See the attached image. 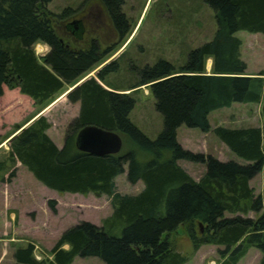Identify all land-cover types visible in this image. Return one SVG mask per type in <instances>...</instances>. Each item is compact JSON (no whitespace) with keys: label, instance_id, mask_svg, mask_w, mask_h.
<instances>
[{"label":"trees","instance_id":"16d2710c","mask_svg":"<svg viewBox=\"0 0 264 264\" xmlns=\"http://www.w3.org/2000/svg\"><path fill=\"white\" fill-rule=\"evenodd\" d=\"M52 1L0 0V97L5 86L18 85L22 94L44 106L69 90L64 95L79 103L80 110L67 126L62 147L49 135L51 123L45 115L19 127L10 139V158L53 190L106 193L113 210L102 223L82 219L66 227L50 249L51 260L70 264L76 256H98L107 264H183L188 255L177 248L171 234L184 225L195 251L205 243L220 246L224 258L218 264H236L250 246L262 251L258 264H264V190L257 192L251 185L264 170V70L246 75L243 42L236 35L241 30L264 34V0H204L217 21L212 39L192 49L179 68L162 58L138 69V81L127 88L107 81L120 68L116 60L97 77L77 84L110 48L102 51L96 41L89 48L67 44L47 11ZM104 2L124 39L131 30L125 1ZM39 42L50 47L41 56L35 49ZM209 57L214 61L211 73L205 66ZM146 84L164 119L155 139L130 118L136 99L126 90ZM236 102L260 103L263 126L220 125L214 133L244 163L187 149L178 140L181 125L209 132L210 113ZM88 125L119 133L124 141L121 152L100 156L81 151L77 136ZM140 152L151 156L143 160ZM179 160L205 164L206 172L196 180ZM4 167L0 162V171ZM126 170L128 181L144 182L143 190H118L116 178ZM8 173V180L15 177V167ZM57 203L49 199L54 211ZM36 246L33 241L17 245L13 264H44Z\"/></svg>","mask_w":264,"mask_h":264},{"label":"rangeland","instance_id":"374dc122","mask_svg":"<svg viewBox=\"0 0 264 264\" xmlns=\"http://www.w3.org/2000/svg\"><path fill=\"white\" fill-rule=\"evenodd\" d=\"M46 7L52 13L55 29L70 46L89 48L96 39L102 51L111 48L99 65L77 84L89 77H97L98 71L114 60L118 61L120 68L109 74L107 81L116 88L135 84L139 79L138 69L162 58L179 68L186 63L189 52L211 40L217 29L215 12L204 0H125L123 10L130 20L131 30L123 40L119 39L103 0H54ZM75 19L83 20L85 38H78L68 29V23ZM236 35L242 39V58L249 63L250 70L263 68L264 34L241 30ZM38 44L43 46L42 51L37 49ZM44 48L43 42L36 44L39 56L46 53ZM68 91L61 92L44 106L22 94L18 85L5 86L4 95L0 97V162L5 164L0 171V264H13L15 247L29 241L36 243L37 257L46 259L44 264H55L49 258L50 249L66 227L82 219L102 223L113 210L111 198L106 193L53 190L36 179L21 162L15 166L10 158V139L20 131H17L19 127L40 115H45L51 123L49 135L58 146H63L67 126L80 110L79 103H72L67 94L64 95ZM126 91L136 99L131 120L155 139L164 127V119L156 109L150 85ZM209 120L212 125L209 132L181 125L177 130L178 140L187 149L212 154L223 161L234 159L244 163L214 133V128L259 124L262 120L261 104L236 102L230 108L212 111ZM139 155L143 160L151 156L145 152ZM179 164L196 180L206 172V165L202 163L179 160ZM13 167L16 175L8 180V171ZM3 172L6 174L4 180L1 179ZM116 183L118 190L125 193H138L145 187L142 180L128 181L127 170L117 176ZM251 185L257 192L264 190V170L252 179ZM50 198L58 201L56 211L49 204ZM250 214L254 215V212ZM171 239L188 255L183 264H218L224 258L217 244L205 243L195 251L184 225L171 234ZM261 256L258 247L250 246L236 264H258ZM70 264L107 263L98 256H76Z\"/></svg>","mask_w":264,"mask_h":264},{"label":"water","instance_id":"95a60500","mask_svg":"<svg viewBox=\"0 0 264 264\" xmlns=\"http://www.w3.org/2000/svg\"><path fill=\"white\" fill-rule=\"evenodd\" d=\"M77 25V22L73 21L67 27L79 38L81 34L77 32ZM76 142L81 151L100 156L120 153L124 145L119 133L96 125L81 129Z\"/></svg>","mask_w":264,"mask_h":264},{"label":"crops","instance_id":"0c3cea01","mask_svg":"<svg viewBox=\"0 0 264 264\" xmlns=\"http://www.w3.org/2000/svg\"><path fill=\"white\" fill-rule=\"evenodd\" d=\"M44 51L47 53L48 51H49V49H50V47L47 45V44H45L44 43ZM45 53V54H46ZM246 61V60H245ZM213 57H209V58H207V60H206V71H207V73H211L212 72V70H213ZM246 63H247V70H246V75H252V76H254V75H258L260 72H261V70H264V67L262 68V66H260V67H258V69H255V70H253V71H251L250 70V66H249V63L246 61ZM66 96V95H65ZM263 98H264V90H263ZM243 104H245V105H248V103H243ZM234 105V103L230 106V107H232ZM230 107H228V108H230ZM225 108V107H224ZM31 121H29L26 125H28L29 123H30ZM255 126H260V127H262L263 126V122H262V120L260 121V123L259 124H256ZM56 142V141H55ZM182 144V143H181ZM183 145V144H182ZM17 166V165H16ZM260 192H262V191H260ZM49 258H52V255L50 254V257ZM15 261V260H14Z\"/></svg>","mask_w":264,"mask_h":264},{"label":"flooded vegetation","instance_id":"af4514ba","mask_svg":"<svg viewBox=\"0 0 264 264\" xmlns=\"http://www.w3.org/2000/svg\"><path fill=\"white\" fill-rule=\"evenodd\" d=\"M104 1V0H103ZM125 1V0H124ZM105 3V2H104ZM125 4V3H124ZM125 12V11H124ZM126 13V12H125ZM127 15V14H126ZM111 16V15H110ZM112 18V17H111ZM112 20H113V18H112ZM73 21H76L77 22V32L78 33H80L81 34V38H85V33H86V28H85V25H84V22H83V20H81V19H75V20H73ZM73 21H71V22H73ZM71 22H69V23H71ZM68 23V24H69ZM113 23H114V26H115V22H114V20H113ZM131 24V23H130ZM115 28H116V26H115ZM117 33H118V31H117ZM118 36H119V39L120 40H123V39H121L120 38V35H119V33H118ZM80 38V37H79ZM93 41H96V39L95 40H93ZM92 41V42H93ZM97 42V41H96ZM111 49V48H110Z\"/></svg>","mask_w":264,"mask_h":264},{"label":"bare ground","instance_id":"6f19581e","mask_svg":"<svg viewBox=\"0 0 264 264\" xmlns=\"http://www.w3.org/2000/svg\"><path fill=\"white\" fill-rule=\"evenodd\" d=\"M42 47H43V46H42L41 44H38V45H37V49H38L39 51H42V50H43Z\"/></svg>","mask_w":264,"mask_h":264}]
</instances>
